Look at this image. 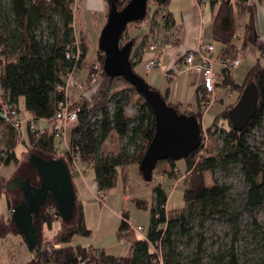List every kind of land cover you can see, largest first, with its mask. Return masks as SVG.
Masks as SVG:
<instances>
[{
	"label": "trees",
	"instance_id": "obj_1",
	"mask_svg": "<svg viewBox=\"0 0 264 264\" xmlns=\"http://www.w3.org/2000/svg\"><path fill=\"white\" fill-rule=\"evenodd\" d=\"M80 1L82 0H7L3 3L0 0V49L4 58L0 69V87L2 92L10 97L11 104L19 109L20 101L24 99L27 115L39 128L42 127L38 122L54 118L60 109L59 106L66 100L65 95L57 91L58 87L65 84V75L75 68L83 70L88 63V47L84 40H81V36H79L82 49L80 59L78 61L67 59L68 47L76 41L75 14L82 9L78 4ZM196 1L200 5L205 1L204 4L209 2L212 10L219 4L218 0ZM114 2L122 9L129 0H109V9ZM151 4H154L153 10ZM232 5L227 2L220 5L216 17L215 39L224 46L225 59L235 58L239 51L246 58L252 48H257L258 56L241 84L236 83L232 73H227L224 69L219 75L218 86L231 89L237 94V99L234 103H228L224 111L218 109V116L211 127L206 128L208 135H219L221 138L222 147L218 156L209 157L207 151L206 155L201 156L204 149L202 145L198 151L181 162L167 160L158 164L156 171L160 170L162 181L159 182L156 176L157 185L153 189L154 205L150 213L148 234L146 240L134 244L130 256H112L104 250L73 243L77 237L91 236V231L87 229L83 205L77 195L74 224L58 231L54 236V244L60 245V248L47 250L41 241L33 254L38 264H153L155 255L151 247L157 244L167 247V252L163 253L164 264H181L178 261L176 238L190 236L195 221H200L201 224L214 219L236 222L229 202L230 187L217 182L209 186L206 177L207 174L214 175L218 169L225 171L232 165L240 167L247 184V192L241 205L244 212L254 217L256 211L264 205V152H260L249 143L253 131L262 128L264 123V52L258 49V34L253 18V7L249 0H237L235 5L238 18L233 21L230 32L225 33L221 30L223 17L228 16L231 19L233 16ZM170 6L171 0H149L146 19L152 11L156 21L153 22L149 30L150 37L147 36V39L150 38L152 43L158 46L162 45L163 34L176 27ZM246 14L250 16V21L242 24L240 21ZM142 23L143 21L136 22L127 28L122 36V47L130 42L135 45L138 38H131L129 30L141 26ZM238 35L244 37L242 43L238 40ZM104 60L105 56L98 47L96 61L104 65ZM92 66L83 78L82 73L80 74L82 82L85 83V90L80 93L71 108L79 110L78 123L70 132L71 146L74 152L81 156L83 162L93 164L92 170L98 189L108 194L117 186L119 169L136 166L140 173V163L154 139L156 123L151 107L131 85L121 78H108L105 72L97 82H94L91 79ZM133 69L139 75L134 62ZM118 82H123L127 86L126 89L112 92L113 86ZM249 84H254L259 92L258 112L243 131H237L230 121L229 112L238 104ZM93 88L96 89V98L91 101L86 92ZM3 95L0 93L1 106L5 98ZM163 97L167 102V97L164 95ZM168 105L187 115L180 108L170 103ZM132 108L137 110L134 118L127 115ZM189 115L197 117L199 121L202 117L200 112ZM220 117L227 121L226 126L221 127L215 123L221 120ZM215 127L220 128L219 133L213 132ZM44 128L47 129L48 125ZM0 130L4 133L0 136V144L4 145L0 151V166L11 167L19 163L16 149L21 133L8 121L0 122ZM26 132L20 146L26 152L29 150L36 152L30 153L29 157L38 154L46 159L63 160L69 167L71 153L61 150L49 132L45 135L32 133L29 129ZM113 136L127 142L118 150L110 151L106 144ZM180 163L184 164V170L179 167ZM1 171L0 182L7 180ZM33 178L34 176L32 183L36 185ZM75 178L73 176V179ZM181 180H183L181 185L184 186L185 207L171 214L167 210L169 193L173 192L172 185L176 181L180 184ZM179 186H176L175 190ZM133 202L137 209L148 210L146 200L134 199ZM9 204L8 200V206ZM53 209H55L53 203L49 202L41 214L42 233L43 227L54 230L56 223L61 221L55 217ZM129 221V214L123 211L117 233L119 240H129L135 234L130 231ZM254 225L257 226L256 221ZM203 244L201 241L198 245L199 253ZM214 260L215 264H240L234 246L229 251L216 255Z\"/></svg>",
	"mask_w": 264,
	"mask_h": 264
},
{
	"label": "rangeland",
	"instance_id": "obj_2",
	"mask_svg": "<svg viewBox=\"0 0 264 264\" xmlns=\"http://www.w3.org/2000/svg\"><path fill=\"white\" fill-rule=\"evenodd\" d=\"M5 1L7 0H2L3 3H5ZM104 1V14H106L107 17L109 12V0ZM150 7L151 10H153L154 4H151ZM87 15L98 16V13L89 12L86 8H82L80 11L78 10L75 14V18L79 28H84L81 25V21ZM155 19L156 18H154L153 12L150 11L148 18L143 21L141 26L150 30V28L153 26V22L156 21ZM138 27L136 26L130 28L129 36L130 32H132L134 29H138ZM80 38L81 40H84L86 46L88 47L87 61H93L91 64H89V66H92L94 63H97L96 51L98 48L99 39L97 37L92 40V36L86 32ZM252 61L253 55H251L247 60L242 58L241 66L232 73V76L235 78L237 83L240 84L244 81L250 68V62ZM142 78L145 79L144 77ZM126 87L127 86L123 82L115 83L112 92L124 90ZM225 92L226 94L219 93L217 95L214 105L209 111V114L206 115L204 119V125L206 128H210L212 122L218 116V109L219 111H224L228 103H234V101H236L237 94L235 92H232L231 89H227ZM95 93L96 89L93 88L88 90L86 95L91 99V101H94L96 98ZM226 95L227 98H225ZM19 106L21 111L27 115L25 111L24 99H21ZM0 107L2 108L1 105ZM110 108H112V104L110 105ZM136 113L137 110L132 108L128 111L127 115L131 118H134ZM215 123L221 127L227 125V121L223 119ZM38 125L44 126L45 124L40 122ZM219 129L220 128L215 127L213 132H218L220 131ZM3 134L4 133L2 130H0V136H3ZM219 137V135H208L207 152L209 157L213 158L218 156L219 150L222 147V141ZM126 142L127 140H121L117 136H113L107 142L106 148L112 151L116 148H120L122 145H125ZM249 143L255 149L260 150L262 153L264 152V123L262 128L253 131L251 137L249 138ZM3 146V144H0V151L3 149ZM16 150L19 163L11 165V167H4L1 171L7 180L0 182V264H38L36 256L30 254L28 248L26 247L25 241L21 236L18 235L13 225L12 209L14 205L20 202L22 199V193L8 192L7 190L8 183L14 181L16 177L20 176L25 179L31 174L29 156L30 153L36 152L32 150L26 152L25 149L19 145L17 146ZM181 165L179 164V167L184 170V164ZM123 171L124 170H119L117 186L107 195H114L119 214L123 213V208L120 209V207L124 204V211L129 214L130 221L134 223L136 227L140 226L145 229L144 234L137 235L140 239L139 241H141L144 240L148 234L150 226V213L154 205L152 193L154 187L157 185L156 176H160L161 172L160 170L155 171L154 181L151 183H146L139 172L136 176L129 171L126 175L128 179L127 185L130 189L125 191ZM206 177L209 186H212L214 182H217L221 185H227L230 187L231 191L229 202L233 208L232 212L236 222L226 219H214L201 224L200 221H195L192 224L193 229L190 236L176 238L178 261L181 264H215L214 258L216 255L229 251L234 246L236 254L240 259V264H262L264 262V205L256 211L254 217H251L249 214L245 213L241 208L242 202L247 192V184L244 180L240 167L238 165H232L225 171L223 169H218L214 175L207 174ZM180 179L182 178L180 177ZM33 181L37 183L36 185L39 184V179L36 175H34ZM182 183L183 180H181L180 184L178 181H176L173 186H180L178 189L174 190L172 194L171 192L169 193L170 197L167 208L171 214L185 207L184 186L181 185ZM75 184L76 179H74V185ZM166 188L168 189V187ZM125 194L131 195V201L125 202ZM138 196L142 198V200L147 201L148 210L143 211L137 209L133 200ZM8 200L10 202L9 206ZM101 208V204L86 203V225L87 229L91 231V236L87 238L77 237L73 243L75 245L93 247L94 249L99 250L109 251L116 249V251L112 252H117L120 249L123 250L126 248L129 250L133 242L131 240L125 239V244H127L126 247L121 246V240H119L117 236L121 223L120 218L117 217V214L111 213L107 210L101 214ZM254 221H256L257 226L254 225ZM73 224L74 222L72 224L66 225L59 220L56 223L54 230H48L46 227H43V233L41 236L43 247L47 250L60 248V245L54 244V236L58 233V231L69 228ZM131 239H135V235H133ZM201 241H203L204 244L201 252L199 253L198 245ZM160 249L164 254L167 252V247L161 245ZM196 261L198 263H196Z\"/></svg>",
	"mask_w": 264,
	"mask_h": 264
},
{
	"label": "water",
	"instance_id": "obj_3",
	"mask_svg": "<svg viewBox=\"0 0 264 264\" xmlns=\"http://www.w3.org/2000/svg\"><path fill=\"white\" fill-rule=\"evenodd\" d=\"M148 7L149 0H129L122 9L114 2L109 9L106 25L101 31L98 47L105 56L106 76L123 79L144 98L153 111L156 132L140 163L144 182L151 183L160 162H181L201 148L203 130L197 117L181 114L177 108L169 106L160 92L151 89L147 81L134 72V44L130 42L121 46L122 36L127 28L133 23L144 21ZM231 28L230 19H223L224 32H230ZM259 100L257 87L249 84L238 104L229 112L235 130L243 131L248 126L258 112ZM5 121L7 118L0 107V122ZM29 164L31 175L25 179L18 176L15 181L9 183L8 191L19 190L22 193V199L12 209L13 225L25 241L30 254H34L41 243L40 218L48 203H53L57 217L69 225L75 219L77 194L73 175L63 160L46 159L32 154ZM34 175L39 179L38 185L32 183Z\"/></svg>",
	"mask_w": 264,
	"mask_h": 264
},
{
	"label": "crops",
	"instance_id": "obj_4",
	"mask_svg": "<svg viewBox=\"0 0 264 264\" xmlns=\"http://www.w3.org/2000/svg\"><path fill=\"white\" fill-rule=\"evenodd\" d=\"M229 1L233 4V16L231 19L228 16L223 17V19L228 17L230 21L232 20L231 22L233 23L235 18H238V10L235 5L237 0H218L219 4L215 10H212L210 8L209 2H207L202 7L196 0H171L170 12L174 16L176 27L174 30L163 34V42L162 45L159 46L161 50L157 54L152 53L149 50L150 45L153 43L150 38L147 39V36L150 37L148 29L139 26L138 29H134L132 32H130L131 38H138L132 52V59L135 63V70L137 71V73L144 77L149 85L155 88L162 95L166 96L168 103L180 108L187 115L200 112L199 90L201 89L202 79L199 75L190 71H185L183 69L185 57L189 51L197 50L202 45L213 44L215 46L214 57L216 61L214 64V71L215 75L220 78L219 75L221 74L223 67L219 65L218 61L222 58H225V54L224 46L221 43L217 42L215 39V25L220 5L225 2L229 4ZM249 2L253 7V18L258 34V49L260 48L264 52V0H249ZM78 4H80L82 8H86L89 12L98 13V16L87 15L82 19L81 25L84 27L83 29L78 27L75 18V30L79 34V36H82L86 32L91 35L92 40H94L99 36L100 30L107 22V17L106 14H104L103 8L105 1L82 0ZM223 19L221 21L220 28L224 32V30L222 29ZM249 21L250 16L246 14V16L242 17V20L240 22L244 24L248 23ZM251 55H253V61L250 62L249 67L253 65L255 59L258 56L257 48H252L249 51L247 57H243L244 60L249 59ZM155 56L159 58L163 66L154 69L153 71H151V73H147L145 68L146 63L149 60L153 59ZM92 62L93 61H89L87 63V66H85L83 70L80 71V74L82 73V78L87 74V71L91 66H89V64H91ZM225 89L226 88L219 87L217 84L216 97L219 93L225 94V91L227 90ZM40 122H43L45 124L44 126L40 127L44 128L45 126H47V121H39L38 124ZM116 150H118V148H116ZM181 164L183 163H180V165ZM119 170H124L123 181L125 182V191H128L130 188L127 185L128 179L126 174L130 171L132 174L137 176L138 169L136 166H130L125 169ZM91 171L85 177L75 178V187L78 195V200L83 205L86 222V203L100 204L96 198L98 186L95 181V174L93 170ZM157 178L159 182L162 181L161 176H157ZM107 197L108 200L106 204L104 206L102 205L101 214L105 210H107L111 213L117 214V217H119L121 220L122 214H119L118 212L114 195H107ZM131 199L132 198L130 194L124 195L125 202H129L131 201ZM134 199L142 200V198H140L139 196ZM152 199H154V193H152ZM121 208H123L124 211V204L120 207V209ZM129 223L134 225V223H132L131 221H129ZM134 235L135 239H129L133 242L129 250L126 248L123 250L120 249L117 252H112L116 251V249L104 251L112 256L117 257L130 256V254H132L133 252L134 244L140 240L137 236L138 234ZM144 240H146V238H144ZM126 245L127 244L121 246L126 247Z\"/></svg>",
	"mask_w": 264,
	"mask_h": 264
},
{
	"label": "built area",
	"instance_id": "obj_5",
	"mask_svg": "<svg viewBox=\"0 0 264 264\" xmlns=\"http://www.w3.org/2000/svg\"><path fill=\"white\" fill-rule=\"evenodd\" d=\"M206 2V1H205ZM204 2V3H205ZM201 5L202 7L205 5ZM76 41L68 47L67 59L72 61H78L81 57V43L79 39V34L75 30ZM238 40L240 43L244 41L242 35H238ZM149 50L152 53H159L160 47L156 44H151ZM215 46L213 44H206L200 46L197 50L189 51L184 60L185 71L193 72L199 75L202 79L201 89L199 90L200 96V113H201V126H202V138H203V147L204 149L201 152L202 155H206L207 151V131L204 125V119L206 115L209 114L212 106L215 103L216 94H217V84L220 81V78L215 75L214 64H215ZM242 54L239 51L235 58L227 60L222 58L218 61L219 65L223 67L227 73H233L234 70L238 69L242 64ZM0 62L4 63V58L2 55V50L0 49ZM163 64L157 56L149 60L146 63L147 73H151L156 68L162 67ZM102 73H104V65L100 62L95 63L91 68V79L94 82H97ZM65 84L58 87L57 91L60 94L65 95V102L59 106V111L54 118L47 121L48 128H39L34 120L29 116L25 115L20 109L10 102V97L6 96L0 87L1 95L5 96L2 109L7 118V121L12 123L17 130L21 133V138L18 140V145L20 146L23 143V138L27 129L32 133H37L39 135H45L49 132L57 141L58 146L63 151H68L71 153V162L69 169L73 176L75 177H85L92 169L93 164H88L82 161L81 156L74 152L75 150L71 146V136L70 132L73 127H75L79 120V110L71 109L75 103V100L78 98L80 93H83L85 90V83L82 82L80 71L74 69L72 72L67 73L64 77ZM227 98V95L226 97ZM202 147V146H201ZM3 165L0 166V171L2 170ZM179 178V177H178ZM176 185H172L171 189L174 191ZM96 198L101 205H105L108 197L104 192H100L99 189L96 192ZM56 213L53 209V213ZM56 218L57 214L55 215ZM130 231L135 234H144L145 229L143 227H136L133 224H130ZM121 244H125V239L121 240ZM153 254L155 258L153 259V264H164L163 253L160 249L159 244L152 247Z\"/></svg>",
	"mask_w": 264,
	"mask_h": 264
},
{
	"label": "flooded vegetation",
	"instance_id": "obj_6",
	"mask_svg": "<svg viewBox=\"0 0 264 264\" xmlns=\"http://www.w3.org/2000/svg\"><path fill=\"white\" fill-rule=\"evenodd\" d=\"M16 178H17V177H16ZM21 178H22V179H24L23 177H21ZM15 180H16V179H15ZM15 180H14V181H15ZM15 192H19V193H20V191H19V190H16Z\"/></svg>",
	"mask_w": 264,
	"mask_h": 264
}]
</instances>
